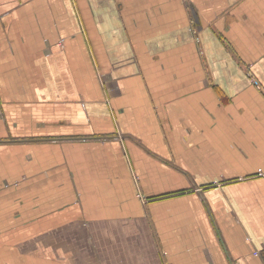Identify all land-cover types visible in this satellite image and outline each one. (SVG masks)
I'll list each match as a JSON object with an SVG mask.
<instances>
[{"label":"crops","instance_id":"obj_1","mask_svg":"<svg viewBox=\"0 0 264 264\" xmlns=\"http://www.w3.org/2000/svg\"><path fill=\"white\" fill-rule=\"evenodd\" d=\"M264 0H0V264H264Z\"/></svg>","mask_w":264,"mask_h":264},{"label":"built area","instance_id":"obj_2","mask_svg":"<svg viewBox=\"0 0 264 264\" xmlns=\"http://www.w3.org/2000/svg\"><path fill=\"white\" fill-rule=\"evenodd\" d=\"M260 172H261V170H260ZM262 173V172H261ZM263 175H264V173H262Z\"/></svg>","mask_w":264,"mask_h":264},{"label":"trees","instance_id":"obj_3","mask_svg":"<svg viewBox=\"0 0 264 264\" xmlns=\"http://www.w3.org/2000/svg\"><path fill=\"white\" fill-rule=\"evenodd\" d=\"M263 257H264V252H263Z\"/></svg>","mask_w":264,"mask_h":264}]
</instances>
